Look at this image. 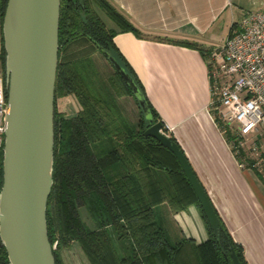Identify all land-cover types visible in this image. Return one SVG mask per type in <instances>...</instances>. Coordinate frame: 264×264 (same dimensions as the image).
Here are the masks:
<instances>
[{
	"label": "trees",
	"instance_id": "1",
	"mask_svg": "<svg viewBox=\"0 0 264 264\" xmlns=\"http://www.w3.org/2000/svg\"><path fill=\"white\" fill-rule=\"evenodd\" d=\"M6 2L0 0L3 76L5 50L1 24ZM95 6L111 19V25ZM126 30L138 37H150L110 0H60L53 183L46 205L48 237L52 246L56 241L52 247L55 263L63 264L59 250L76 242L89 264H233L231 248L239 264H249L243 246L234 240L220 216V224L213 231L174 153L155 137L143 133L147 126L162 120L134 68L114 42L115 33ZM181 42L197 46L193 41ZM204 49L209 55L210 47ZM96 50L105 59L104 52L111 54L131 77L148 104L149 116L108 59L111 71L104 74L97 67L92 57ZM69 94L76 97L80 106L72 116H66L63 107ZM127 96L137 107L134 116L120 100ZM162 130L168 133L163 121ZM1 160L2 146L0 184ZM192 204L207 231V238L198 243L173 234L165 225L168 213ZM79 207L89 214L93 227L82 218ZM0 264H9L1 239Z\"/></svg>",
	"mask_w": 264,
	"mask_h": 264
},
{
	"label": "crops",
	"instance_id": "2",
	"mask_svg": "<svg viewBox=\"0 0 264 264\" xmlns=\"http://www.w3.org/2000/svg\"><path fill=\"white\" fill-rule=\"evenodd\" d=\"M110 1L150 35L138 37L129 30L118 31L113 37L115 44L134 68L147 97L183 149L234 240L243 246L247 262L264 264V185L257 172L237 164L208 109L210 80L204 48L215 46L211 41L215 34L209 29L232 0ZM136 111L135 105L131 114ZM165 218L166 227L175 235L190 237L196 243L207 238L203 219L193 204ZM76 246L72 242L61 249L67 250L60 254L63 264H89Z\"/></svg>",
	"mask_w": 264,
	"mask_h": 264
},
{
	"label": "water",
	"instance_id": "3",
	"mask_svg": "<svg viewBox=\"0 0 264 264\" xmlns=\"http://www.w3.org/2000/svg\"><path fill=\"white\" fill-rule=\"evenodd\" d=\"M60 0H7L2 24L5 50L6 126L2 145L0 239L9 264H56L48 237L46 205L53 178V109L58 61ZM105 56L130 86L146 116L148 104L131 77L108 52ZM177 158L213 231L220 218L179 144L147 126ZM233 264H239L233 248Z\"/></svg>",
	"mask_w": 264,
	"mask_h": 264
},
{
	"label": "built area",
	"instance_id": "4",
	"mask_svg": "<svg viewBox=\"0 0 264 264\" xmlns=\"http://www.w3.org/2000/svg\"><path fill=\"white\" fill-rule=\"evenodd\" d=\"M207 64L208 109L237 164L254 170L264 182V13L245 12L236 20L222 43L210 50ZM6 112V88L0 71V146Z\"/></svg>",
	"mask_w": 264,
	"mask_h": 264
},
{
	"label": "rangeland",
	"instance_id": "5",
	"mask_svg": "<svg viewBox=\"0 0 264 264\" xmlns=\"http://www.w3.org/2000/svg\"><path fill=\"white\" fill-rule=\"evenodd\" d=\"M95 8L100 13L102 18H104L107 24L111 25L113 23L111 19H109L107 15H105L104 11L99 9L97 6H95ZM231 11H232V15H231ZM249 11H261L264 13V0H232V5L228 6V8L220 15V17L213 23V25H211V28L209 29V33L215 34L216 38L211 40L215 44V46H218L222 42V40L225 38V34L232 23V19L236 21L245 12H249ZM92 57L97 67L102 72H104V74H106L107 71H111V65L109 64L107 59H105V57L102 55V53H100V51L98 50L94 51L92 53ZM120 100L124 103L125 109L129 113H131V111L135 107V103H133L132 98L131 97H121ZM63 107L65 109L66 116L74 115L77 112V110L80 108L79 103L73 94H69L64 99ZM262 184L264 185L263 180H262ZM79 212L82 218L86 221L87 225H89L90 227H93L94 222L89 216V214L85 212V210L83 211L80 207H79ZM55 246H56V243L54 247ZM76 248L79 250L77 251L82 256V258L85 259L86 257L82 249L80 248V246L79 247L76 246ZM61 249L59 250V253ZM64 250H62L60 254L65 253L67 251L66 249ZM73 251H74L73 249H70L71 253H73Z\"/></svg>",
	"mask_w": 264,
	"mask_h": 264
}]
</instances>
